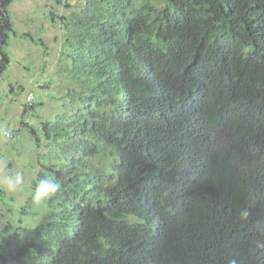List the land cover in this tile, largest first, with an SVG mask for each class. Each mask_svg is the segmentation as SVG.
Returning <instances> with one entry per match:
<instances>
[{
  "label": "trees",
  "instance_id": "1",
  "mask_svg": "<svg viewBox=\"0 0 264 264\" xmlns=\"http://www.w3.org/2000/svg\"><path fill=\"white\" fill-rule=\"evenodd\" d=\"M59 24L78 101L21 125L31 194L61 187L13 218L0 190V264H264V0H79Z\"/></svg>",
  "mask_w": 264,
  "mask_h": 264
},
{
  "label": "rangeland",
  "instance_id": "2",
  "mask_svg": "<svg viewBox=\"0 0 264 264\" xmlns=\"http://www.w3.org/2000/svg\"><path fill=\"white\" fill-rule=\"evenodd\" d=\"M57 1L11 0L7 7L16 39L10 37L6 50L10 64L0 76V175L21 170L26 177L21 190L4 191L8 198L14 199L8 212L10 218L32 196L29 181L40 167L39 156L46 153L44 140L35 142V136L21 122L38 133L41 122L54 119L78 101L79 87L67 76L66 62L60 60L59 17L75 11L79 0ZM25 33L33 40L31 45L25 42ZM40 75L45 82L37 87L33 82ZM29 92L33 94L31 105H36L33 110L27 109L25 102Z\"/></svg>",
  "mask_w": 264,
  "mask_h": 264
},
{
  "label": "clouds",
  "instance_id": "3",
  "mask_svg": "<svg viewBox=\"0 0 264 264\" xmlns=\"http://www.w3.org/2000/svg\"><path fill=\"white\" fill-rule=\"evenodd\" d=\"M26 183V177L23 171H7L0 175V190L8 193H15L23 188ZM31 183V181H29ZM61 185L53 177H44L38 179L32 191V200L39 205L55 194ZM241 218L246 219L249 216V210L243 209L240 213ZM230 264H236L235 260Z\"/></svg>",
  "mask_w": 264,
  "mask_h": 264
},
{
  "label": "crops",
  "instance_id": "4",
  "mask_svg": "<svg viewBox=\"0 0 264 264\" xmlns=\"http://www.w3.org/2000/svg\"><path fill=\"white\" fill-rule=\"evenodd\" d=\"M26 34H28V33H25V34H24V35H25V38H26V39H24V40H25V42L30 43V45H31L32 42L30 41L29 37L26 36ZM10 37H11L13 40L16 39V36H10ZM9 40H10V38H9ZM9 40L7 41L6 50L9 48V45H10ZM38 49H40V48H34V50H38ZM44 63H45V62H43V65H44ZM9 64H10V63H9ZM41 66H42V65H41ZM23 70L25 71L24 68H23ZM38 77H39V79H38V80H35V82H33V83H35L37 87H41V86H42V83H44L45 80H44L43 77H41V75L38 76ZM29 93H31V92H29ZM27 94H28V93H27ZM26 106H30V104L27 103Z\"/></svg>",
  "mask_w": 264,
  "mask_h": 264
},
{
  "label": "built area",
  "instance_id": "5",
  "mask_svg": "<svg viewBox=\"0 0 264 264\" xmlns=\"http://www.w3.org/2000/svg\"><path fill=\"white\" fill-rule=\"evenodd\" d=\"M32 98H33V94L32 93H28L26 96H25V102L27 103H30L32 102Z\"/></svg>",
  "mask_w": 264,
  "mask_h": 264
}]
</instances>
